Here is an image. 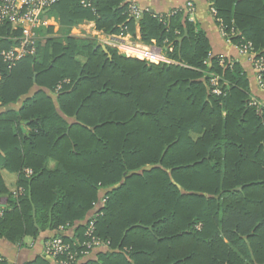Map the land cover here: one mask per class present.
<instances>
[{"label": "trees", "instance_id": "obj_1", "mask_svg": "<svg viewBox=\"0 0 264 264\" xmlns=\"http://www.w3.org/2000/svg\"><path fill=\"white\" fill-rule=\"evenodd\" d=\"M90 1L60 0L44 16L67 32L89 20L106 33L139 26L142 42L172 43L177 63L108 54L75 36L45 38L12 70L0 62V167L22 189L15 196L0 174V239L22 245L63 226L85 240L94 221L109 247L80 264H264V106L251 104L242 66L221 65L181 10L137 23L124 0ZM214 7L232 44L264 57V0ZM212 74L225 94L212 92ZM23 264L53 263L44 254Z\"/></svg>", "mask_w": 264, "mask_h": 264}, {"label": "built area", "instance_id": "obj_2", "mask_svg": "<svg viewBox=\"0 0 264 264\" xmlns=\"http://www.w3.org/2000/svg\"><path fill=\"white\" fill-rule=\"evenodd\" d=\"M60 0H0V27L10 24L14 30L19 31L18 35H10L2 37L11 41L9 47H0V62L4 64L8 70H12L18 62L27 56H34L38 52L39 46V29L46 25L45 13L51 9ZM85 7H92L90 0H81ZM127 3V21L140 20L144 12L150 10L143 8L135 0H124ZM210 11L215 19L220 23L221 34L228 43L232 44L228 33L225 31L223 21L217 17V10L214 7V0H209ZM188 9L192 11L194 5L189 2ZM177 10L168 14V16L176 13ZM153 15L163 20L161 14L151 12ZM120 31L117 33H106L102 29H98L94 20L84 21L77 26L78 33L87 32L90 36L98 41L102 46L116 49L120 55L136 58L141 61L154 64H175L168 52L173 51V44L161 46L155 40L152 43L141 41L140 37L135 36L129 31L127 25L121 24ZM83 35V34H82ZM241 55L247 56L252 62L258 87L264 92V57L254 52L251 43H246L238 47ZM225 57H221L220 64L232 66V61ZM1 78V74H0ZM221 76L212 74L210 78L211 90L217 95L225 94L226 83H221ZM60 88V86H59ZM252 105L264 106V100L259 101L256 96L252 97ZM31 174V170H27ZM22 189L14 190V195H19ZM106 199H102V204ZM5 205L0 204V216L3 215ZM65 227L61 226L58 236L52 235L44 245V254L53 264H80L84 260L94 256L95 252L108 250V242L95 235V222L91 221L85 230L83 240L75 237V233L66 234ZM69 239V240H68ZM0 253V261L3 260Z\"/></svg>", "mask_w": 264, "mask_h": 264}, {"label": "crops", "instance_id": "obj_3", "mask_svg": "<svg viewBox=\"0 0 264 264\" xmlns=\"http://www.w3.org/2000/svg\"><path fill=\"white\" fill-rule=\"evenodd\" d=\"M143 8L150 10L156 14L168 15L175 10H181L186 15L189 16V19L198 24L203 30L206 31L211 44V54L212 56H222L228 60H235L240 63L243 70L245 71L247 78L249 80L251 92L253 96L263 97L264 92L261 91L258 87L256 80V72L254 66L250 59L239 53V49L236 45L230 44L227 42L225 37L221 34L220 25L215 19L213 14L210 11V2L209 0H135ZM192 2L194 9L190 11L187 7L188 3ZM47 21L48 28L54 27L56 29L61 28V25L57 19L54 17H45ZM137 23L139 22L136 21ZM77 26H74L68 36L75 37H88L94 39L87 32L79 34ZM135 36L140 37V28L137 26ZM66 40V38H65ZM64 40V43L66 42ZM98 42V41H97ZM100 44V43H99ZM19 105V104H18ZM17 105V107H18ZM6 107L0 105V112L4 111ZM26 131L25 127H23ZM51 165H54V162H51ZM0 174L7 186L8 190L13 192L16 190V183L18 180V173L16 171H10L6 168L0 167ZM105 191H102L103 194ZM6 201V197L4 198ZM3 201L0 204L7 206V203ZM94 211V210H93ZM90 212V215L93 213ZM86 221V220H85ZM74 228H69L66 230L67 234L73 233ZM54 231H46L42 233L38 239L34 240L30 237L24 239L22 245H16L11 243L8 240L0 239V253L3 258L6 259L10 264H23L27 261L34 260L36 257L43 255L44 256V243L47 238L54 235ZM28 244V245H27ZM26 245V246H24Z\"/></svg>", "mask_w": 264, "mask_h": 264}, {"label": "rangeland", "instance_id": "obj_4", "mask_svg": "<svg viewBox=\"0 0 264 264\" xmlns=\"http://www.w3.org/2000/svg\"><path fill=\"white\" fill-rule=\"evenodd\" d=\"M12 30H14V28H12ZM67 34H68V32L66 31L65 28L56 29V28L53 27V30L48 32V25H43L39 29V48H42V46L44 45L45 38L50 37V38H54V39H57L59 41H63L64 42L65 38L68 36ZM0 37H7V36L0 35ZM38 51H41V49L40 50L38 49ZM37 54L34 55V56L38 57L39 53H37ZM13 193H14V191H13ZM24 246H26V245H24ZM95 253H97V252H95Z\"/></svg>", "mask_w": 264, "mask_h": 264}, {"label": "water", "instance_id": "obj_5", "mask_svg": "<svg viewBox=\"0 0 264 264\" xmlns=\"http://www.w3.org/2000/svg\"><path fill=\"white\" fill-rule=\"evenodd\" d=\"M102 48L106 51V53L110 54L106 46H102Z\"/></svg>", "mask_w": 264, "mask_h": 264}]
</instances>
